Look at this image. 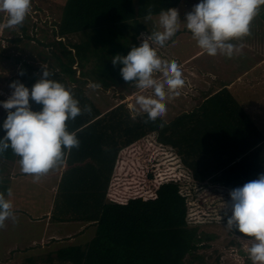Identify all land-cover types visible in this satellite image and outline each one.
Wrapping results in <instances>:
<instances>
[{
	"label": "trees",
	"instance_id": "obj_1",
	"mask_svg": "<svg viewBox=\"0 0 264 264\" xmlns=\"http://www.w3.org/2000/svg\"><path fill=\"white\" fill-rule=\"evenodd\" d=\"M188 1L65 0L60 18L52 22L53 38L47 35L48 41L35 35L38 23L32 21L30 13L21 27L6 28V32L12 33L6 38L13 42L27 38L48 46L50 54L43 60L53 73L50 78L71 89L82 110L86 105L91 107L90 114L83 112L74 121L66 122L67 130L76 133L79 147L65 149L63 163L47 174L61 173L53 218L84 220L93 226L91 237L84 241L55 243L46 249L35 242L31 249L24 246L11 250L10 256L0 252V261L19 252L23 258L21 264H194L201 257L195 252L206 238V233L200 231V223L192 216L200 206L195 203V195L200 188H206L202 183L211 179L212 185L218 186L219 198L231 202L230 190L264 173V135L227 89L210 96L202 91L203 96L195 101L193 95V100H188L181 91L179 96L170 95L166 100V115L147 124L146 114L137 115L135 106L130 107L123 94L120 93V102L102 109L87 93L89 82L100 84L102 90L133 88L135 85L125 82L120 75L123 65L112 64L113 57L126 56L133 46L139 47L141 32L150 35L151 29L145 21L148 7L153 16L150 25L158 20L161 10L179 11L184 7L192 10L194 4L190 9ZM263 8L264 5L260 10ZM3 19L1 12L0 21ZM178 32L173 38H177ZM3 58L18 66L7 79L8 89L17 80L31 89L42 77L41 66L21 56ZM3 58L0 57V68H5ZM203 66L197 67L199 73ZM22 70L23 76L19 74ZM174 98L179 100L177 104L172 101ZM30 103L33 111L43 107L34 101ZM6 117L0 106V139L6 135L3 129ZM162 120L166 121L163 129L159 127ZM146 136L177 149L185 166L192 171L189 176L193 182L189 177H165L151 195L116 200L110 190L119 161ZM18 160L10 148L0 155V193L5 199L13 170L20 171ZM225 212L218 210L226 220ZM2 232L0 229V236ZM231 232L243 236L235 230ZM5 238L0 237V249ZM193 253L196 258L187 260Z\"/></svg>",
	"mask_w": 264,
	"mask_h": 264
},
{
	"label": "clouds",
	"instance_id": "obj_2",
	"mask_svg": "<svg viewBox=\"0 0 264 264\" xmlns=\"http://www.w3.org/2000/svg\"><path fill=\"white\" fill-rule=\"evenodd\" d=\"M32 0H0V12L7 14V23L0 27L12 29L21 27L31 11ZM264 0H200L186 13V22H181L176 8L161 10L155 21L157 30L150 35L141 33L139 47L133 46L126 55L117 54L112 64L123 65L120 75L125 82L134 84L140 90H152V95H138L134 111L137 115L146 114L144 123H155L167 113L166 100L170 95L179 96L185 86L181 67L176 61L162 59L153 45L165 47L180 30L181 23L191 32L199 48L210 56L221 54L233 58L240 48L232 43L251 35V24L258 14ZM153 19L152 9L148 7L145 21ZM42 77L29 89L19 80L9 87L11 95L0 101L7 110L3 123L6 135L0 139V155L9 148L19 157L22 173L33 176L38 182L43 175L63 163L65 149L78 148L80 141L76 133L67 130V121L75 120L83 112L91 113V107L82 110L72 90L64 84L51 79L53 73L44 65ZM161 78H156L155 74ZM21 76L25 74L22 70ZM92 90L101 87L90 83ZM30 101L42 105L40 111H33ZM166 121L160 123L163 129ZM12 196V190H7ZM229 208L226 211V227L243 236L251 238L247 250L252 264H264V173L257 179L241 187L230 190ZM13 204L0 193V229L6 227L5 221L14 218Z\"/></svg>",
	"mask_w": 264,
	"mask_h": 264
},
{
	"label": "rangeland",
	"instance_id": "obj_3",
	"mask_svg": "<svg viewBox=\"0 0 264 264\" xmlns=\"http://www.w3.org/2000/svg\"><path fill=\"white\" fill-rule=\"evenodd\" d=\"M64 1L65 0H32L30 15L32 21L38 23V27L35 28V35L39 36L42 41H48L47 35H49L50 39L53 38L52 22L60 18L62 11L61 5ZM194 2V0L188 1V7L190 9L196 4ZM263 10H259L263 12L261 13L263 15L256 17V21H258L260 25L257 24V26L254 27L255 33L253 34L256 37L254 41L261 44L264 43V40L262 39L264 32ZM188 11L191 10H188L187 7L179 9V13H182H180L181 22H186V13ZM146 22L148 23L151 32L153 30H157L155 21L150 25L149 21ZM6 23L7 14L4 13V19L0 21V25H4ZM184 27H186V25L181 23L180 29ZM189 32L190 31H187V33ZM141 33L149 35L147 31H143ZM6 36L11 37L12 33L10 31L6 32V28L0 27L1 58L4 56L6 57V55H17L23 57L26 61L33 62L38 67L41 65L46 67L47 63L43 60V57L50 54V49L48 46H43L38 41L27 38H24L22 42L17 43L13 42L8 37L6 38ZM247 37L248 36L244 37L243 39L247 40ZM188 38L189 39L183 43L180 42V39H178L176 43H172L171 46L169 44H167L165 47L153 45L158 55L162 59L168 61H171L172 58L176 59V61L179 59L178 55H176L174 51L177 54L181 53L183 58L185 56H192L193 59H191V61L195 65L187 64L181 66L182 74H185L183 75L185 86L179 91H181L188 100H193L191 98L192 95L194 97V101L197 100L200 97L199 91L204 89V87H201L203 84L202 81L206 80L207 77L208 80L211 79L210 75L206 76L205 73H199L198 69L200 64H208V59H210L213 62L209 63L206 68H210V70H216L219 67L223 73H227V76H230L232 72L236 73L245 65L248 66L250 64V59L246 58L245 56L255 53L256 57L258 58V51H264L259 49L257 51H249L244 45L241 44L239 40H234L232 43L236 44L237 47L240 48V51H237L233 58H227L221 54L210 56L207 53H204L203 55L197 54V56L196 53L198 52V46L197 42L192 38L191 32L188 34ZM250 40H252V36L250 37ZM141 42V39H139V44H141ZM255 46H252V48L254 47L255 49ZM178 48L181 49L179 52ZM173 49L175 50L173 51ZM7 61V58H3L2 63L5 64V68H0V101H5L11 95L12 91L7 88V79L10 78L11 75L15 74L18 68V66H16V64L13 62L7 63ZM252 70L250 69L247 73H242L240 80L235 81L233 87H230H232L231 89L233 92L240 98V103L244 109L248 111V113L254 118L258 125L262 127L264 131V61L261 62L259 66H256V70H254V72ZM155 76L156 78H161L160 74L158 73L155 74ZM255 82H257L256 84L258 88H256V90L260 95L259 98H255L253 96L254 92L251 88V85L254 86ZM89 84L90 82L87 84V93L92 97V99L96 101L98 105H100L102 109L120 102V93L125 96V99L123 100H127L130 107L133 108L135 106L136 96L141 94H153L152 90L142 91L136 86L133 88H111L107 90H102L99 88L92 90L88 87ZM213 85L215 86V84ZM210 87L212 86L208 84L206 89H209ZM3 97L6 99L4 100ZM172 101L176 104L179 102V100H176L175 98ZM192 103H189V105ZM0 106L2 107V105ZM181 106L187 108V106H184L183 104H181ZM4 112L7 113V110L4 109ZM181 167H184V169L187 168L183 162L182 156L178 153L177 149H173L171 146L161 145L157 143L152 136H146L145 138L139 140L134 147L130 148L122 155V158L119 161L118 170L113 178L110 194L113 198L119 201L139 195L148 196L150 193L154 192L155 187L165 177L180 176L183 178L184 176L181 174ZM186 171H184L186 174L185 177H189V181H192L193 178L190 177L192 175L191 169L188 170L187 168ZM203 183L202 185L201 183H196L197 185L205 186L206 188H200L198 193H196L195 203H198L200 206L196 209V211L192 212V216L197 222L200 223V231L206 233V238L203 241V244L199 247L198 251L195 252L201 257L196 258V254L193 253L187 256V260L196 258L194 260V264H252V261L248 257L247 251L251 247L253 242L252 239L234 234L226 227V220L223 216L221 217V215H219L218 210L220 213L221 211L224 212V210L229 211L228 214L230 215V209L225 208L228 201L225 200V198H219L221 197L219 196L220 192L216 190L218 186L212 185L213 182L211 179ZM228 203L230 204V202ZM208 208H211V211H209ZM21 213H23V211ZM26 214L32 217L35 216L34 211H26ZM31 227L32 226L29 228L28 225H19L16 227H13L12 225V227H7L8 236L6 238L3 237L5 240L1 242V247L3 248V243L9 245L12 249H15L14 247L16 246L21 248H24V246L26 247V238ZM39 229L40 226L36 225V228L33 229V233H37ZM89 235H91V229L86 231V233L81 237H88ZM208 235L210 237H207ZM41 244L44 247L43 249H46L45 246L47 244L43 242ZM8 251L9 249L3 254L8 256L10 254ZM18 255L19 252H14L12 257L3 258V260L0 261V264H21L23 258Z\"/></svg>",
	"mask_w": 264,
	"mask_h": 264
},
{
	"label": "crops",
	"instance_id": "obj_4",
	"mask_svg": "<svg viewBox=\"0 0 264 264\" xmlns=\"http://www.w3.org/2000/svg\"><path fill=\"white\" fill-rule=\"evenodd\" d=\"M261 13L263 12L259 11L258 14L254 17L251 24V35L247 37V40L243 38L239 40L241 44L244 45L249 51L251 50L257 51L258 49L264 50V43L263 44L256 43V41H254L256 37L253 35L255 33L254 27H256L257 24H259V22L256 21V17L263 15ZM187 31L188 30L182 28L181 32L180 33L178 32V36H177L178 38H173V40L177 41L178 39H180V42L182 43L186 42L189 39L188 34L190 33V32L187 33ZM251 36H252V40H250ZM262 39L264 40V32ZM243 41H245L246 43ZM168 44L171 46L172 41H169ZM252 46H255V49L254 47L252 48ZM174 50L175 49H173V51ZM180 50L181 49L178 48V52ZM197 50L198 52L196 53V55L197 54L203 55L204 53H206L199 47ZM174 53L178 55L179 59H177L176 61V59L172 58L171 61L173 60L176 61L180 67L187 64H192L191 63L192 62L191 59H193L192 56H185L183 58V56H181L182 55L181 53L177 54L175 51ZM258 55H259L258 58L256 57L255 53H252L251 55L248 54L247 56H245L246 58L250 59V64L248 66L245 65L241 70H239L236 73L232 72L230 76H227V73H223V71H221L219 67L216 70H212V69L210 70V68H206L209 63L213 62L210 59H208V64L204 63L201 73H205L206 76L210 75L211 79L208 80L207 77L206 80L202 81L203 84L201 87L202 88L204 87V89L199 91V96L201 97L203 96L202 91L205 92L206 96H210L214 93L223 91V89H227L233 94V96H235L240 101V98L233 92L231 88L233 87L235 81L240 80L242 73H247L250 69L251 70L253 69L252 71L254 72V70H256V66H259L261 62L264 61V51H258ZM183 75L185 74L183 73ZM256 83L257 82L254 83L255 84L254 86L251 85V88L254 92L253 96L255 98H259L260 95L256 90V88H258ZM208 84L211 85L212 87L206 89ZM213 84H215L216 87ZM250 117L254 120V118L251 115ZM254 122L257 125L258 129L264 135V131L262 127L259 126L255 120ZM17 167H20V165L18 164ZM53 173L54 174L52 175L51 174L43 175L40 178V182L39 181L34 182L33 176L31 177L30 175L24 174L21 172V170L19 171L16 168L15 170H13L10 178L12 196L11 197L8 196L7 200H11L13 204V212L15 216L14 218H9L5 221L6 227L3 228V232L0 237L8 236L7 227L9 226L12 227L13 225V227H16L19 225H28L29 228L30 226H32L30 232L28 231V235L26 238L27 241L26 247L30 249L35 242H38L40 244L42 242L46 243L47 245L45 246V248H52L54 247L55 243L58 244L61 241L79 242L90 238L92 233L88 237H81L86 233V231L91 229V227L93 226V224H91L90 222L84 220H77V219L56 220L53 218L52 209L56 198L58 184L61 178V173H58L57 171H53ZM181 174L184 177L186 176L184 170H181ZM22 211L23 213H21ZM26 211H34L35 216L34 217L28 216L26 214ZM36 225L40 226V229L38 230L37 233H33V229L36 228ZM14 248L17 249V246ZM8 249H9L8 252H10L8 256H10L11 250L13 249L9 245L3 246V248L0 249V252L2 253V255L7 256L3 253H5L6 250Z\"/></svg>",
	"mask_w": 264,
	"mask_h": 264
},
{
	"label": "built area",
	"instance_id": "obj_5",
	"mask_svg": "<svg viewBox=\"0 0 264 264\" xmlns=\"http://www.w3.org/2000/svg\"><path fill=\"white\" fill-rule=\"evenodd\" d=\"M159 183H160V182H159ZM133 192H135V191H133ZM151 194H153V192H152V193H150V195H151Z\"/></svg>",
	"mask_w": 264,
	"mask_h": 264
}]
</instances>
